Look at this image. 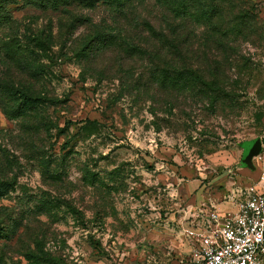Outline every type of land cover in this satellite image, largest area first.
<instances>
[{
	"label": "rangeland",
	"instance_id": "rangeland-1",
	"mask_svg": "<svg viewBox=\"0 0 264 264\" xmlns=\"http://www.w3.org/2000/svg\"><path fill=\"white\" fill-rule=\"evenodd\" d=\"M154 1L0 4V264H188L180 209L264 160V0Z\"/></svg>",
	"mask_w": 264,
	"mask_h": 264
},
{
	"label": "built area",
	"instance_id": "built-area-1",
	"mask_svg": "<svg viewBox=\"0 0 264 264\" xmlns=\"http://www.w3.org/2000/svg\"><path fill=\"white\" fill-rule=\"evenodd\" d=\"M222 199L235 207L223 210L207 199L180 209L177 224L189 247L180 259L188 264H264V164L257 178L247 184L236 181Z\"/></svg>",
	"mask_w": 264,
	"mask_h": 264
},
{
	"label": "crops",
	"instance_id": "crops-1",
	"mask_svg": "<svg viewBox=\"0 0 264 264\" xmlns=\"http://www.w3.org/2000/svg\"><path fill=\"white\" fill-rule=\"evenodd\" d=\"M259 140V145H260V150L257 154L252 155L249 161L243 160V155L245 154L246 150L250 148L255 142V140ZM241 146V162L243 163V166L240 168V171H235L234 175L236 178H234L233 184H229L227 187L222 188L220 191L218 189H214V191H210V195L204 199V200H211L212 203L216 204L220 209L223 210H229L234 208V204L231 200H225L222 199L223 197V192L226 190L230 189L234 183L237 181L240 184H247L250 181L254 180L255 178L258 177L261 171V166L264 164L263 158H261V150L263 147V143L259 138H253V139H248L242 142Z\"/></svg>",
	"mask_w": 264,
	"mask_h": 264
},
{
	"label": "trees",
	"instance_id": "trees-1",
	"mask_svg": "<svg viewBox=\"0 0 264 264\" xmlns=\"http://www.w3.org/2000/svg\"><path fill=\"white\" fill-rule=\"evenodd\" d=\"M6 0H0V4ZM108 3L114 4L117 8L118 6L124 7L127 3L131 2L132 0H107ZM197 0H155L154 2H158L162 5V7L169 13L167 16L164 14V22L167 28L171 31L176 32V36L178 30L183 25L181 22L187 19L186 17L190 14V7L192 3H196ZM171 15V16H168ZM138 24V22H137ZM178 38V37H177ZM184 41V42H183ZM187 40H180L182 43H187ZM28 95L25 90H18V95L14 97V99H19L21 102L17 104L18 108H22L25 104V100L27 99ZM30 99V98H29Z\"/></svg>",
	"mask_w": 264,
	"mask_h": 264
},
{
	"label": "water",
	"instance_id": "water-1",
	"mask_svg": "<svg viewBox=\"0 0 264 264\" xmlns=\"http://www.w3.org/2000/svg\"><path fill=\"white\" fill-rule=\"evenodd\" d=\"M255 143L246 150L245 154L243 155V160L249 161L252 155L257 154L260 150L259 140L256 139Z\"/></svg>",
	"mask_w": 264,
	"mask_h": 264
}]
</instances>
